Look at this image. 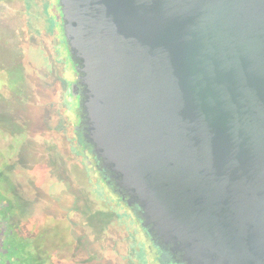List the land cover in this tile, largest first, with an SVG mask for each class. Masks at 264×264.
<instances>
[{
  "label": "water",
  "instance_id": "water-1",
  "mask_svg": "<svg viewBox=\"0 0 264 264\" xmlns=\"http://www.w3.org/2000/svg\"><path fill=\"white\" fill-rule=\"evenodd\" d=\"M83 139L183 264H264V0H58Z\"/></svg>",
  "mask_w": 264,
  "mask_h": 264
},
{
  "label": "rangeland",
  "instance_id": "rangeland-1",
  "mask_svg": "<svg viewBox=\"0 0 264 264\" xmlns=\"http://www.w3.org/2000/svg\"><path fill=\"white\" fill-rule=\"evenodd\" d=\"M43 3L0 0V209L26 232L58 225L63 239H44L42 264H149L129 211L81 163L66 99L75 73L56 49V7Z\"/></svg>",
  "mask_w": 264,
  "mask_h": 264
},
{
  "label": "flooded vegetation",
  "instance_id": "flooded-vegetation-1",
  "mask_svg": "<svg viewBox=\"0 0 264 264\" xmlns=\"http://www.w3.org/2000/svg\"><path fill=\"white\" fill-rule=\"evenodd\" d=\"M58 0L54 3L53 0H44L43 7L47 5V11L51 9L52 7H56L57 14H53V17L50 18L49 20L54 23V31H55V39L57 41L56 49L61 50L63 49L66 53L64 55V65L68 69H72L74 71V64L69 58V53L68 49L64 40V36L62 33V23H61V12L60 9L57 6ZM76 81V73H75V78L73 80H67L66 81V88H67V102L70 106H72V114L74 118V122L71 123V128H72V137L75 141V146L77 150L79 151L81 163L84 165L86 168L87 172L89 175L95 176L97 180L102 181L106 183L107 188L112 192L113 186L111 187L110 185L112 184L110 182V179L106 172L99 168L97 165L96 159L91 153V148L87 142L84 141L83 139V133H84V115L79 107V97H70L68 95V90L69 87ZM64 112H67L66 110ZM113 195H115L113 193ZM115 201L119 204L120 207L126 208L129 211V219L134 221V227L143 237H145L148 246V257H149V264H183L180 262H177L176 258L172 256L168 251H165L164 249L160 248L150 237L147 229L143 228L141 226V222L138 217V209L136 207H129L125 203V201L122 198H118L117 195H115Z\"/></svg>",
  "mask_w": 264,
  "mask_h": 264
},
{
  "label": "trees",
  "instance_id": "trees-1",
  "mask_svg": "<svg viewBox=\"0 0 264 264\" xmlns=\"http://www.w3.org/2000/svg\"><path fill=\"white\" fill-rule=\"evenodd\" d=\"M104 185L107 187L106 183ZM110 186L112 187V184ZM114 194L117 195L116 193ZM13 210L10 208L0 209V264H28L26 260L27 255L34 256L36 259L37 263L32 262V264L46 262L44 259H41L42 257L39 259L37 256L40 254V250H42L44 239L48 238L49 244H54L63 239L60 228L55 223L52 227L43 226V228L38 227L26 232L24 229L11 224V218L14 215ZM69 227L67 224L64 232L66 236L71 237Z\"/></svg>",
  "mask_w": 264,
  "mask_h": 264
}]
</instances>
